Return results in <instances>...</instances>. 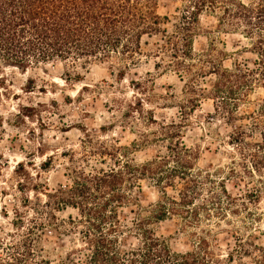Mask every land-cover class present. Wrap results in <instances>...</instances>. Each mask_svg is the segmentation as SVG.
<instances>
[{
    "label": "trees",
    "instance_id": "1",
    "mask_svg": "<svg viewBox=\"0 0 264 264\" xmlns=\"http://www.w3.org/2000/svg\"><path fill=\"white\" fill-rule=\"evenodd\" d=\"M182 1L181 20L169 32L162 28L166 17L157 11L158 0H0V65L21 71L55 61L85 67L92 60L115 56L121 60L123 72L143 54L156 56L160 59L155 63L157 69H173L185 80L191 105L181 107L183 117L200 97H206L213 101L214 116L228 125L248 120L232 128L228 143L251 152L248 173H259L262 178L264 97L252 110L239 111L241 104L251 103L249 96L256 87H264V0ZM204 12L215 16L220 31L241 33L250 40V47L243 51L256 56L252 66L238 60L225 66L229 54L217 51L214 44L207 51L194 52V32ZM154 35H160L156 49L146 54L142 44L148 41L143 38ZM208 76L213 79L210 87H204L201 81ZM68 78L70 74L65 80ZM180 127L175 121L162 125L163 131L169 129L165 134L170 143L164 152L141 164L128 159L136 142L118 146V152L109 153L115 158L114 167L73 168L69 185L42 192L43 201L39 195L34 202L27 198L34 215L18 242L14 264H39L32 259L33 251L40 247L49 226L57 231L64 227L62 232L72 236L69 259L81 264H232L235 256H250L254 264H264V243L257 242V234L243 232L264 219L263 213L241 201L250 220L235 225L228 219L230 213L239 212L231 207L236 199L223 182H216L208 170L196 166L200 150L181 139ZM256 131L260 139L247 141ZM144 178L160 188L161 196L146 213L138 212L127 220L119 209L134 201L130 192ZM169 187L176 190L175 195L166 191ZM262 193L261 187L248 192V202L257 208ZM67 207L75 208L78 215L59 221L55 211ZM172 217H178L184 228L195 229L191 248L173 249L157 233L154 225ZM207 221L213 226L206 227ZM222 221L230 227H224ZM260 233L264 235V230Z\"/></svg>",
    "mask_w": 264,
    "mask_h": 264
},
{
    "label": "rangeland",
    "instance_id": "2",
    "mask_svg": "<svg viewBox=\"0 0 264 264\" xmlns=\"http://www.w3.org/2000/svg\"><path fill=\"white\" fill-rule=\"evenodd\" d=\"M183 7L182 0H158L157 11L166 17L162 28L172 32L181 20ZM159 38L160 35L145 36L143 41L147 40L148 44H142L143 51L151 54ZM213 44L217 51L229 54L224 58L227 67L236 60L252 66L256 58L253 53L243 51L244 47H250L249 39L241 33L220 31L215 16L204 12L194 32V52L207 51ZM157 61L160 59L156 56L143 54L138 63L123 72L122 62L115 56L105 61L92 60L85 67L55 61L21 71L0 65V264L15 263L18 242L34 215L27 198L34 202L39 195L43 201L42 192L69 185L73 168L114 167L115 158L109 153L118 152V146L136 142L138 146L131 147L128 159L137 164L151 159L159 151L164 152L170 143L165 134L169 129L163 131L161 126L172 121L180 122L181 139L188 146L199 148L196 166L203 172L208 170L216 182H223L236 199L231 207L239 212L230 213L228 219L235 225L250 220L240 206L241 201L264 217V193L257 208L246 196L258 187L264 191V175L261 178L259 173H248L251 152L228 143L232 128L248 120L228 125L221 117L214 116L213 101L206 97H200L183 117L181 107L188 109L191 105L187 101L185 80L173 69H157ZM68 74L70 78L65 80ZM212 79L213 76L206 77L201 85L210 87ZM262 97L264 87H256L249 96L251 103L241 104L239 112L252 110ZM259 139L256 131L247 141ZM166 191L176 194L170 187ZM130 193L134 201L119 209L127 220L138 212L146 213L148 206L161 196L160 188L149 178L139 179ZM55 214L59 221H68L78 211L67 207ZM221 224L230 227L223 221ZM204 225L210 227L213 223L207 221ZM154 227L173 249L186 250L194 244L195 229L184 228L178 217L156 223ZM63 229L57 231L49 226L39 242L43 250L37 247L32 259L39 264L42 259L47 260L46 264H81L69 259L72 236L63 233ZM261 230L264 219L243 232L257 234V242L264 243ZM233 242L231 238V246ZM223 248L227 249L225 244ZM232 264H254V259L235 256Z\"/></svg>",
    "mask_w": 264,
    "mask_h": 264
}]
</instances>
